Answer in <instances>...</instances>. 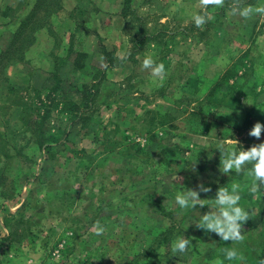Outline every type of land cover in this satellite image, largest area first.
Returning <instances> with one entry per match:
<instances>
[{"label": "rangeland", "instance_id": "1", "mask_svg": "<svg viewBox=\"0 0 264 264\" xmlns=\"http://www.w3.org/2000/svg\"><path fill=\"white\" fill-rule=\"evenodd\" d=\"M36 2L0 0V51ZM61 4L0 82V264H260L264 220L254 217L264 195L242 197V261L227 257L233 242L193 223L207 208L182 213L174 195L202 183L211 191L200 197L211 198L231 183L221 182L217 143L264 142V131L248 135L264 124V0L227 6L220 18L223 0ZM205 13L210 29L200 37L207 22L191 29L192 18ZM138 37L147 39L136 46ZM150 52L165 65L163 81L141 66ZM110 57L122 63L108 67ZM93 82L98 98L87 95L74 116ZM154 193L164 213L152 211ZM111 198L129 210L117 215ZM170 222L192 252L152 246L156 225Z\"/></svg>", "mask_w": 264, "mask_h": 264}, {"label": "clouds", "instance_id": "2", "mask_svg": "<svg viewBox=\"0 0 264 264\" xmlns=\"http://www.w3.org/2000/svg\"><path fill=\"white\" fill-rule=\"evenodd\" d=\"M205 3L220 4L221 0H205ZM249 12H251V8H246L242 10L241 14L247 16ZM192 19L197 27L205 22L204 17L199 14L194 15ZM154 56L155 54L152 52L146 54L141 61V66L144 69H150L153 77L163 81L166 73L165 65L162 62H157ZM262 131H264V124L257 121L248 130V135L259 139ZM215 149L220 154L219 173L227 176L235 174V177L243 179L234 178L227 186L217 187L211 198L200 197V193L211 191L210 186L201 183L193 190L181 185L180 189L175 191L174 202L182 213H190L193 209L207 208V211L199 214L198 219L193 223L206 233L215 234L220 241L233 242L234 246L227 253V257L231 260L242 261L240 249L235 245L244 240L242 226L249 219V211L241 201L245 191L249 195L256 193L264 195V142L253 144L244 149L242 146L237 147L236 140L232 146H226L221 141L216 144ZM189 224L184 228H187ZM93 227L96 235H101L105 231V227L100 221H96ZM168 248L172 255L176 256L192 252L193 244L190 242V237L180 234L169 241ZM213 264H221V261L217 259L213 261Z\"/></svg>", "mask_w": 264, "mask_h": 264}, {"label": "trees", "instance_id": "3", "mask_svg": "<svg viewBox=\"0 0 264 264\" xmlns=\"http://www.w3.org/2000/svg\"><path fill=\"white\" fill-rule=\"evenodd\" d=\"M61 2H62V0H37L34 7L31 10H29V12L20 20L17 28L15 29V31L12 34L11 40L8 42L7 47H5L3 50L0 51V82L1 83L7 82V77H6V74L4 73L5 68L8 65H10L14 60L21 59L24 56L26 49L35 42L36 31L42 29V27L45 25L44 23L46 22V20L49 19L53 14H55L56 11H58L59 9L62 8ZM254 2H256V0H223V3L225 5H222L218 9V11L215 12L216 13L215 17L220 18L221 16H223L224 14H222V11L225 12L227 6L232 5L230 7V9L233 6H234V8H241L244 5H252V4H254ZM219 11H221V14L218 13ZM130 12H131V14H135V12H132V11H130ZM203 17H204L205 22H207V25H206L204 30H201V27H200L201 25L199 27H197L195 24L191 25V29L201 30L198 33V36H200V37H203L208 32V30L210 29V24H209L210 22L208 21V13H205L203 15ZM151 36H152L151 37L152 39L156 38L154 33H152ZM145 39H147V38L138 37L137 39H135V41L138 43L136 46L141 45V43H143V41ZM120 63H122L121 58L116 59V57H110V59L107 62V66L113 67V66L120 65ZM97 77H99V76H95V78H97ZM7 86H10V85L8 84ZM91 86L93 87V90H91V89L84 90L85 91L84 95H83L84 100L82 101V103H83V106H86V107H78V105H75V109H73L75 112L74 116H76V113H80L82 108H85V109L88 108L87 107L88 101L92 102L91 101L92 99H96V97L98 98V95H97L98 82H93V84ZM87 95H90L89 98L92 97L91 100L87 97ZM194 113L196 115H198L200 112L197 111ZM81 115L82 114H80L79 116L81 117ZM87 119H89V116H87L85 118V122H84L83 126H89L88 125L89 121ZM138 150L139 151L143 150V148H140L138 146ZM232 176L229 178L227 175H222L221 176V178H222L221 182L227 183V181L228 182L232 181ZM174 187H175V185H174ZM143 198H144V196L142 198H140L139 202L143 201L142 200ZM149 198H148L149 199V205L151 208H153L152 211H154L156 208L157 211L164 213V207L161 203V200H159V198L156 197L155 193H154V195H151ZM109 205H110V207H113L116 210H118V213H116L117 215L120 213L123 214L124 212L129 210L127 205H124V208H122L123 206H121V205H123V204L119 203V201L114 202L113 198L110 199ZM256 216L257 217H254V216L253 217L255 219L257 218V221L258 220L263 221L264 220V208H261ZM27 226H29V223L27 224ZM179 226L180 225H178L177 223H174V222H170V223H168V225H164V223L163 224L159 223V225H156L157 233H154V231H152L150 239H149L152 241L151 242L152 246H154V247L163 246V247H166L168 249L169 241L174 239V237L176 236V233L178 235L181 232ZM148 231H150V230H148ZM153 236H154V238H153ZM263 237H264V235H263ZM259 260H260V264H264V240H263L262 248L260 250V255L258 256V261Z\"/></svg>", "mask_w": 264, "mask_h": 264}, {"label": "crops", "instance_id": "4", "mask_svg": "<svg viewBox=\"0 0 264 264\" xmlns=\"http://www.w3.org/2000/svg\"><path fill=\"white\" fill-rule=\"evenodd\" d=\"M63 2H64V4H65V2H67V0H63ZM71 9H72V7H71Z\"/></svg>", "mask_w": 264, "mask_h": 264}]
</instances>
